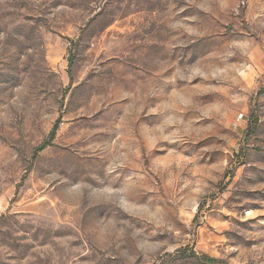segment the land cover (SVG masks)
Segmentation results:
<instances>
[{"label":"rangeland","instance_id":"rangeland-1","mask_svg":"<svg viewBox=\"0 0 264 264\" xmlns=\"http://www.w3.org/2000/svg\"><path fill=\"white\" fill-rule=\"evenodd\" d=\"M0 264H264V0H0Z\"/></svg>","mask_w":264,"mask_h":264},{"label":"trees","instance_id":"trees-1","mask_svg":"<svg viewBox=\"0 0 264 264\" xmlns=\"http://www.w3.org/2000/svg\"><path fill=\"white\" fill-rule=\"evenodd\" d=\"M57 131H58V125H55L52 128L49 136L38 147H36L35 156H37L42 150H44L45 148H47L48 146H50L53 143V141L57 135ZM193 255H197L195 251H193ZM206 257L209 259L210 262L216 261L215 258H211L210 256H206Z\"/></svg>","mask_w":264,"mask_h":264}]
</instances>
